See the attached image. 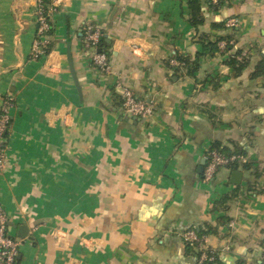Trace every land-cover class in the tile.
<instances>
[{"label":"crops","instance_id":"obj_1","mask_svg":"<svg viewBox=\"0 0 264 264\" xmlns=\"http://www.w3.org/2000/svg\"><path fill=\"white\" fill-rule=\"evenodd\" d=\"M188 2L57 0L52 47L34 59L36 0H0V103L12 98L0 207L16 264H194L188 228L208 230L212 264H264V74L251 76L264 0H200L197 26ZM231 16L232 30L214 24ZM86 25L105 35L109 70L83 48ZM226 35L246 54L239 73L225 63L233 50L200 54L193 74L168 67ZM123 87L154 113L122 112ZM210 148L242 151L238 184L225 167L202 179Z\"/></svg>","mask_w":264,"mask_h":264},{"label":"built area","instance_id":"obj_2","mask_svg":"<svg viewBox=\"0 0 264 264\" xmlns=\"http://www.w3.org/2000/svg\"><path fill=\"white\" fill-rule=\"evenodd\" d=\"M56 1L57 0H51L48 7L43 9V7H41L42 0H36L35 20L38 26L36 28L35 38L30 50V56L34 59H37L45 54L42 48L48 43V37L44 34V31L47 30L49 26L48 20L53 18V15L57 10ZM211 1L214 3L217 2V0ZM237 25L238 19L234 16L227 18L225 21V28L232 30ZM100 35H102V33L98 29H95L90 25L84 26L82 46L85 49L94 50L91 60L95 66L103 70H109L107 55L104 52L97 50ZM37 36L39 37L37 38ZM218 44L221 50H224L226 46L229 45L231 48L228 50H233L231 51L230 56L236 58L237 60H242L246 55L244 51H234L236 49L233 48L234 40L232 39L229 41L221 40ZM170 63L178 65L179 61L171 58ZM11 105L12 102L10 98L3 99L0 103V109L2 111L0 116V142L4 140L2 131L8 121L9 108ZM120 107L122 112L134 118H147L151 116L155 110V104L153 102L137 97L127 87H123L121 89ZM4 150L5 148L0 147V172L2 171L4 165ZM237 159L244 161V158L240 155L234 154L227 156L215 148H210L204 156L202 179L204 181L212 180L218 169L222 167L228 168L229 164L233 160ZM6 229L7 217L0 207V264H15L19 252L20 240L8 235ZM181 236L184 241L189 242L200 251L194 264H212L216 261V251L206 245L205 236H199L196 231L192 229L185 230Z\"/></svg>","mask_w":264,"mask_h":264},{"label":"trees","instance_id":"obj_3","mask_svg":"<svg viewBox=\"0 0 264 264\" xmlns=\"http://www.w3.org/2000/svg\"><path fill=\"white\" fill-rule=\"evenodd\" d=\"M51 0H42L41 2V7H43V9H46L48 7V5L50 4ZM207 2L209 3V5L212 8H218L220 6H222L223 4H225L224 0H218L216 3H211L210 0H207ZM188 6H189V10H190V22L192 25L197 26L199 23L202 22L203 18L200 14L201 12V3L200 0H189L188 2ZM227 19V18H226ZM226 19H224L223 21H220L218 23H214L219 27H225V21ZM48 28L47 30L44 31V34L48 37L51 33H52V19L48 20ZM38 24L36 23V28H37ZM39 36H37L38 38ZM84 38V29L82 30V40ZM229 39L230 35H226V36H219L217 37L214 41H208L207 43L201 42L202 43V50L200 52H198L196 54V56L194 57V59L189 60L187 57L181 56V55H174L172 58L176 59L177 61H179V64H172L170 63V59H168L166 61L168 67H171L173 70H176L180 67H186L187 69V73L188 74H193L194 71L198 68L199 65V60L198 57L200 54H209V53H213L216 50H221L219 47V41H221V39ZM106 46L107 43L105 41V35L103 36L100 35L99 40H98V49H100L101 52H104L105 54H107V50H106ZM52 47V43L49 41L48 39V43L42 48L44 50V53L46 54L50 48ZM230 48L229 45L226 46V48L223 50H228ZM225 63L228 64L231 68L234 69V71L236 73H239L241 71V69L246 65L247 63V58H243L242 60H237L236 58L229 56L226 58ZM264 74V56L261 58V60L258 62V64L255 66L254 71L252 72L251 76L255 77L258 75H262ZM6 98H10L11 102H12V98L10 96H4L3 99ZM2 114V111L0 109V116ZM11 121V117L10 115L8 116V121L6 123V126L4 128V130L2 131V136L4 137V140L2 142H0V147L2 148H6V144H7V138H8V133H9V124ZM219 152H222L223 154L227 155V156H231L234 154H243L242 151H237V152H227L224 151V149L222 148H216ZM240 160H233L229 166L228 169L230 170H234L236 168H238L239 164H242V168L244 169H248L249 163L248 162H241ZM228 200V196H223L220 199V202H226ZM7 227H8V223H7ZM191 229V228H188ZM196 233L199 236H205L208 233V230L206 229H195L193 228ZM7 230V229H6ZM184 244L186 245V247L192 251V253L196 254V257L198 256V254L200 253V251L193 245H191L189 242L184 241ZM18 258H16V262L17 263Z\"/></svg>","mask_w":264,"mask_h":264},{"label":"water","instance_id":"obj_4","mask_svg":"<svg viewBox=\"0 0 264 264\" xmlns=\"http://www.w3.org/2000/svg\"><path fill=\"white\" fill-rule=\"evenodd\" d=\"M97 50L100 51V49H97ZM67 61H68V65H69L70 72L72 74L75 86H76L78 92H80V87H79V84H78V80L76 78V74H75L74 67H73V64H72V57H71V53H70L69 49L67 50ZM203 164H204V160L199 165L198 172H202L203 167H204ZM230 176H231V178H230L231 183L238 184L240 182V179H241V176H242V172L235 169V170H233L231 172ZM19 230H20L19 231V235H21V236H25L26 235L27 228H26L25 225H20L19 226Z\"/></svg>","mask_w":264,"mask_h":264}]
</instances>
